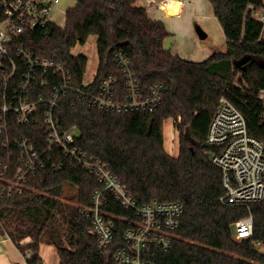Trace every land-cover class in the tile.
<instances>
[{
	"label": "trees",
	"instance_id": "trees-1",
	"mask_svg": "<svg viewBox=\"0 0 264 264\" xmlns=\"http://www.w3.org/2000/svg\"><path fill=\"white\" fill-rule=\"evenodd\" d=\"M137 0H76L67 10L66 23L28 30L21 40L42 57L64 59L78 81L88 57L74 54L77 44L97 36L99 63L96 80L109 73L125 81L115 60L123 52L132 61L145 88L156 82L166 87L153 111H107L63 96L58 111L65 126H76V143L109 164L139 205L181 201L185 209L168 249L149 246L154 264H264V203L254 202V235L238 240L234 222L250 210L221 201L223 172L209 155L206 137L222 96L245 115L250 132L260 135L264 105L257 94L264 89V40H258L261 22L245 19L249 3L263 0H211L225 30L227 48L203 60H191L165 47L171 32L161 20L149 16ZM9 69L0 65V104ZM172 119L179 133V152L165 148L164 124ZM29 138L40 149L48 141L44 120L18 123L10 116L0 130V233L8 235L25 254L26 264H44L42 243L56 247L60 264H118L117 246L123 245L127 218L134 209L109 195L108 210L119 218L114 245L102 248L90 231V204L96 176L65 159L62 169L50 167L28 176L22 192L4 190L21 166L15 140ZM9 140V144L4 142Z\"/></svg>",
	"mask_w": 264,
	"mask_h": 264
},
{
	"label": "built area",
	"instance_id": "built-area-1",
	"mask_svg": "<svg viewBox=\"0 0 264 264\" xmlns=\"http://www.w3.org/2000/svg\"><path fill=\"white\" fill-rule=\"evenodd\" d=\"M61 0H0V65L7 66L3 102L0 104V130L10 116L18 123L44 120L48 134L45 146L38 149L27 137L15 140L21 166L15 179L8 180L4 190L22 192L28 176L43 168L62 169L65 159L72 160L93 173L100 186L91 195L90 204L83 211L91 218L90 231L98 245H114L119 217L108 210L109 195L127 209H134L135 218H127L123 245L117 246L114 259L118 264H154L149 258V246L168 249L184 213L181 201H160L139 205L125 184L114 174L109 164L88 153L76 143L77 127L65 126L58 115L63 96L72 93L77 100L107 111H153L163 100L166 87L156 82L145 88L131 59L123 52L115 53V60L124 78L109 73L100 81L96 73L78 81L64 59L42 57L21 40L25 33L53 20L54 9ZM167 5H180L186 0H161ZM264 22L262 4L249 3L245 19ZM264 40V36H258ZM264 105V89L257 94ZM261 124L264 123V113ZM9 144V140L4 142ZM206 144L213 161L222 169L224 194L221 201L245 206L250 213L234 222V237L238 240L254 235V215L251 204L264 203V132H250L244 113L226 96L219 100L217 111L210 122ZM257 246L264 249V241Z\"/></svg>",
	"mask_w": 264,
	"mask_h": 264
},
{
	"label": "rangeland",
	"instance_id": "rangeland-1",
	"mask_svg": "<svg viewBox=\"0 0 264 264\" xmlns=\"http://www.w3.org/2000/svg\"><path fill=\"white\" fill-rule=\"evenodd\" d=\"M76 0H61V2L54 9L53 20L60 26H64L66 23L67 10L74 6ZM189 9L186 6V10L182 15L183 18L171 17L168 21L176 23L177 20L184 21L185 27H188L191 23L195 26L192 31L177 32L172 31V35L168 36L165 40L166 48L170 49L173 53L172 47L177 46V49H185L190 53V57L193 60H203L208 51H224L227 48V39L225 32L214 16L213 5L210 0H191ZM168 10V9H167ZM169 11V10H168ZM170 12V11H169ZM190 13V15L188 14ZM189 19V20H188ZM195 23L197 25H195ZM201 27L207 37L201 38L196 29ZM180 50V51H181ZM72 52L74 54H84L88 57V64L85 72L87 79L92 78L96 73L99 63L98 51H97V36L91 35L85 44H77ZM189 56V55H188ZM165 137V148L173 155H177L179 152V133L174 127L172 119H168L163 128ZM41 255L43 257L44 264H59V255L55 246L42 243Z\"/></svg>",
	"mask_w": 264,
	"mask_h": 264
},
{
	"label": "crops",
	"instance_id": "crops-1",
	"mask_svg": "<svg viewBox=\"0 0 264 264\" xmlns=\"http://www.w3.org/2000/svg\"><path fill=\"white\" fill-rule=\"evenodd\" d=\"M161 0H137L136 2L140 5H143L147 8L148 10V14L151 18L153 19H157V20H161L165 23L166 27L168 28V30L171 32V35L173 34L172 31H179V32H185L186 31H192L193 28H195V26L191 23L188 27H185V22L180 20L182 17V15L184 14L185 10H186V6L189 9L190 7V2L191 0H186V3L181 7L180 5H164L162 3H160L159 5H157V2H160ZM210 2L213 5V9H214V16L216 19H218L216 17L215 14V6L214 3L210 0ZM76 4V1H75ZM74 4V5H75ZM170 11H168V10ZM190 15V13H188ZM173 17H177L180 18L179 21L177 20L176 23L168 21L170 18ZM189 20V19H188ZM218 21L220 22V20L218 19ZM222 28L223 25L220 22ZM195 25H197L195 23ZM224 30V28H223ZM225 32V30H224ZM226 36V35H225ZM207 37V36H206ZM166 40V39H165ZM165 44V42H164ZM166 46V44H165ZM178 47H172L173 51H177L179 52V54L187 59H192V57H190V53L187 52V50L185 49H177ZM212 53V51H208L205 55V57L209 56ZM189 55V56H188ZM202 60V59H201ZM0 264H26V257L25 254L18 248V246L14 243V241L8 236V235H4L2 233H0ZM60 264V262H59Z\"/></svg>",
	"mask_w": 264,
	"mask_h": 264
},
{
	"label": "water",
	"instance_id": "water-1",
	"mask_svg": "<svg viewBox=\"0 0 264 264\" xmlns=\"http://www.w3.org/2000/svg\"><path fill=\"white\" fill-rule=\"evenodd\" d=\"M196 31L201 38H205L207 36V33H205L201 27H197ZM203 147L207 148V144ZM209 155H211V152H209Z\"/></svg>",
	"mask_w": 264,
	"mask_h": 264
},
{
	"label": "bare ground",
	"instance_id": "bare-ground-1",
	"mask_svg": "<svg viewBox=\"0 0 264 264\" xmlns=\"http://www.w3.org/2000/svg\"><path fill=\"white\" fill-rule=\"evenodd\" d=\"M261 24H262V30H261L260 36H264V22H261Z\"/></svg>",
	"mask_w": 264,
	"mask_h": 264
}]
</instances>
